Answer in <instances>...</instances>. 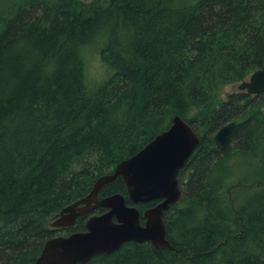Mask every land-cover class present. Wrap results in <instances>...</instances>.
<instances>
[{"label":"trees","instance_id":"16d2710c","mask_svg":"<svg viewBox=\"0 0 264 264\" xmlns=\"http://www.w3.org/2000/svg\"><path fill=\"white\" fill-rule=\"evenodd\" d=\"M94 45L101 81L88 75ZM260 68L264 0H0V264H35L49 238L85 230L88 216L50 223L176 115L201 143L164 215L174 249L130 241L79 264H264V92L225 97ZM238 162L261 183L236 204ZM115 193L142 222L158 202H131L122 177L100 198Z\"/></svg>","mask_w":264,"mask_h":264},{"label":"water","instance_id":"95a60500","mask_svg":"<svg viewBox=\"0 0 264 264\" xmlns=\"http://www.w3.org/2000/svg\"><path fill=\"white\" fill-rule=\"evenodd\" d=\"M251 95L264 92V68L257 69L238 84ZM236 122L222 126L215 140L225 146L232 138ZM201 143V136L181 116L176 115L163 132L136 154L117 163L113 172L100 175L90 193L65 206L51 222L56 229L70 227L77 218L90 215L86 229L49 238L35 264H79L94 256L112 253L125 243L151 242L160 249H174L167 237L165 212L182 196L178 174ZM122 177L131 202H158L143 212L127 203L122 193L100 198L103 186ZM105 212L94 214L97 208Z\"/></svg>","mask_w":264,"mask_h":264},{"label":"rangeland","instance_id":"374dc122","mask_svg":"<svg viewBox=\"0 0 264 264\" xmlns=\"http://www.w3.org/2000/svg\"><path fill=\"white\" fill-rule=\"evenodd\" d=\"M86 60H87V65H88V75L91 80H97L101 81V79H104L108 76L107 68L105 66V63L101 59V51H100V46L94 45L93 47H89L86 53ZM238 84H232L228 85L225 88V97H227L228 93L231 92H236L239 90ZM256 171H259V173H262V181H264V173L262 172V169L264 167V162L262 163V160L258 164L255 165ZM235 173L238 175L233 183L231 184V196L235 198L236 204L241 202L242 195L246 193L243 189L240 188H245L248 189L249 187H243L242 185H250L253 184L254 182L258 183V185L261 183L260 179L258 180L257 178L255 179H250L252 174L251 171L248 168H245L241 162H238V166H236ZM256 173V172H255ZM244 179H242V178ZM237 192V195L235 193Z\"/></svg>","mask_w":264,"mask_h":264},{"label":"flooded vegetation","instance_id":"af4514ba","mask_svg":"<svg viewBox=\"0 0 264 264\" xmlns=\"http://www.w3.org/2000/svg\"><path fill=\"white\" fill-rule=\"evenodd\" d=\"M98 209H99V208L95 209L93 213H96V211H97ZM105 211H106V209H105L103 212H105ZM103 212H102V213H103ZM88 217H89V215H88ZM144 222H145V220L143 221V223H144Z\"/></svg>","mask_w":264,"mask_h":264}]
</instances>
